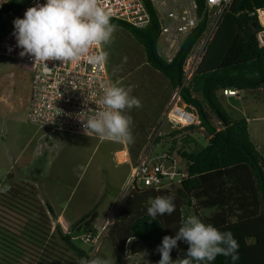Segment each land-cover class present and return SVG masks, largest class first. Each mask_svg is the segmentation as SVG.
Masks as SVG:
<instances>
[{
  "label": "rangeland",
  "instance_id": "1",
  "mask_svg": "<svg viewBox=\"0 0 264 264\" xmlns=\"http://www.w3.org/2000/svg\"><path fill=\"white\" fill-rule=\"evenodd\" d=\"M151 1L162 15L158 0ZM170 3L171 1H168V4ZM217 16V11L210 12V21L215 24L208 25L204 35L184 62L183 85L190 83L201 69L205 53L217 29ZM263 16L261 17L264 18ZM110 18L119 21L117 18ZM10 27L12 22L8 17L0 21V43ZM180 39L175 33L161 35L160 32L157 50L161 58L170 62L184 40L179 43ZM101 50L108 53L105 67L108 69L111 83L125 89L131 88L130 95L140 100V107L134 106L125 110V115L130 116L132 120L133 140L130 143L75 133L76 131L63 129L64 124L51 129L37 128L30 124L27 115L32 91L30 69L24 62L0 55V206L8 207L1 212L7 215H4L5 218L18 219L12 226L20 235L33 239L42 236L51 241L55 249V259L51 258V261L47 262L38 261L40 259L34 257L39 254L32 248L26 250L28 248L26 245L27 248L22 249L25 256H19L18 259L9 257L4 259L6 263L79 264V258L72 254L61 240L59 235L61 231L63 234L70 233L73 243L86 250L88 257L93 255L108 257L112 264H155L149 263L144 254L132 255L130 239L126 241L122 252H118L120 249L116 243L113 244L114 241L109 239L110 229L117 222L116 219L119 220V208L135 193L134 188L129 186L131 177L133 175L137 177L139 173L137 166L145 163L143 157L147 158V155L149 159H154L153 157L157 155L159 159L162 157L161 162L168 173L167 177L160 179L156 188L145 190L158 193L164 190L173 193L180 206L186 201L190 202V207L182 206L185 217L194 214L201 216L203 221L204 217L210 218L216 212L215 209L201 207L204 205L202 202L210 195L206 181L211 175L206 176L202 186L193 192L183 190L185 199L177 193L182 189V182L188 178L189 173L184 162L180 160L169 162L172 159L170 153L174 156L176 152H198L207 145L209 139L206 130L197 126L199 119L196 110L183 102L181 87L172 89L169 81L146 63L142 45L120 27L116 26L112 39L102 45ZM228 93L225 95L233 98L226 99L224 97L227 96H223L222 92L217 93L223 110L231 119L247 121L251 142L258 147L259 154L264 157V89L251 92L252 94L248 91L239 97L238 92L234 95ZM193 96L201 99L196 93H193ZM177 109L183 111L170 115ZM191 115L195 118L194 123L190 121ZM210 118L211 124L220 128V123L212 113ZM190 125L196 126L189 130L185 129ZM172 131L178 132L171 136ZM173 140H176L174 151L169 152L173 147ZM122 156L123 162H120ZM158 165V161L148 160V169L151 173H156L155 168ZM21 184L35 186L37 199L45 214L35 215L32 212L34 206L23 204L18 212L23 216L20 218L19 215L16 217L12 214L13 209L9 210V202L3 204V198ZM143 188L140 185L136 189L144 191ZM238 191L236 194L234 192V197H245L252 202L250 193L245 190ZM150 199L152 198L146 199L139 207V212L134 214L147 212ZM46 202L51 205L53 213L48 212ZM93 212L97 216L91 229L85 224L88 220L84 223L78 222L86 214H90L91 219ZM134 214L131 213L128 217L124 215L126 217L124 221L129 220ZM33 217L39 221L40 218L46 220L45 223L49 226L46 225L44 229L36 225L32 227L30 221ZM234 221L231 220V223ZM38 223L36 224L39 226ZM261 227L264 230V226ZM86 239H91V243H87ZM243 242L257 244L255 239L247 241L245 239ZM157 247L153 249L154 252ZM259 247L261 248L257 258H264V244L260 243Z\"/></svg>",
  "mask_w": 264,
  "mask_h": 264
},
{
  "label": "trees",
  "instance_id": "2",
  "mask_svg": "<svg viewBox=\"0 0 264 264\" xmlns=\"http://www.w3.org/2000/svg\"><path fill=\"white\" fill-rule=\"evenodd\" d=\"M195 1L199 14H201L205 1ZM146 4L150 13V23L146 27L136 28L113 19L111 22L128 31L142 45L146 63L160 72L169 81L172 89L181 87L183 102L196 110L199 119L197 126L206 130L209 135L207 145L198 152L182 151L181 153L176 152L174 156L170 153L171 157L185 163L189 173L188 178L182 182V189L177 193L185 199L186 195L183 190L193 192L202 186L206 176L211 175L206 181L210 195L202 202L204 205L201 207L203 209L212 208L216 212L210 218L204 217L203 222L212 224L221 231L233 233L240 246L238 250L240 258L236 264H264V258H257L259 248H261L260 243L264 244V230L261 227L264 226V157L259 154L257 147L251 142L247 121L231 119L217 98V93L226 89L252 93L264 89V50L259 47L256 38L257 32L261 30L256 10L264 9V0H233L217 25L199 73L186 85H183L184 62L204 35L210 19L205 14L197 27L180 43L172 60L167 62L161 58L157 50L160 36L157 10L149 1ZM193 93L200 95L201 99L194 97ZM210 113L220 123V128L211 124ZM194 126L196 125H190L185 129L189 130ZM177 132L172 131L170 135L174 136ZM172 144L173 147L169 149V152L174 151L176 140H173ZM137 187L139 186L135 184V193L131 198H127L119 208V220L116 219L117 222L110 229L109 239L114 241L113 244L116 243L120 249L118 252L123 251L126 241L130 239L132 255L144 254L149 262L156 264L161 256L153 249L161 244L164 236H175L186 218L182 206L190 207V202L186 201L180 206L179 202L174 200L176 208L171 215L158 216L156 221H151L152 218L147 212L134 213L139 212V207L146 199L167 196L170 193L164 190L159 193L149 192L145 190L149 189L147 187L143 188L144 191H139ZM242 190L250 193L252 202L245 197L233 196L234 192L236 194V191ZM37 195L35 186L21 184L16 186L13 192H9L2 201L3 204L10 203L9 210L13 209L12 214L16 217L23 204L34 206L32 212L37 215L45 212ZM45 206L48 212L53 213L49 203L46 202ZM5 208L8 207L0 206V264H5L4 259L9 257L18 259L19 256H25L22 249L27 246L26 250L32 248L39 254L34 257L37 260L40 259L38 261L47 262V260L51 261V258L55 259L53 243L42 236L33 239L20 235L12 226V223L18 219L5 218L6 214L1 212ZM132 209L133 212H131ZM131 213L134 215L124 221L126 218L124 215L128 217ZM89 216L90 214L84 215L78 222L84 223L88 220L85 224L91 229L97 215L93 212L91 219ZM19 217L23 216L19 215ZM32 219L30 221L32 227L36 225L44 229L46 225L49 226L45 223L46 220L43 221L40 218L39 221L34 217ZM233 219L238 222L231 225ZM59 235L64 245L77 258L88 257L86 250L73 243L70 233L63 234L60 231ZM24 236L26 239H23ZM245 239L246 241L255 239L257 244H244ZM178 245V249H173L171 252L173 260L183 258L188 247L183 242H178ZM12 264L15 263L12 262ZM214 264H231V261L230 258L219 255Z\"/></svg>",
  "mask_w": 264,
  "mask_h": 264
},
{
  "label": "clouds",
  "instance_id": "3",
  "mask_svg": "<svg viewBox=\"0 0 264 264\" xmlns=\"http://www.w3.org/2000/svg\"><path fill=\"white\" fill-rule=\"evenodd\" d=\"M13 25L16 47L22 49L20 56L31 55L35 63L43 62L46 67L47 61L63 63L82 58L92 65L105 64L108 53H91L90 49L110 42L116 28L97 0H45L28 8L23 18L14 19ZM130 92L131 88L115 84L105 86L100 98L94 102L102 108L89 109L95 115L84 120L85 134L103 140L132 142V120L125 115V110L140 107V100L131 96ZM236 92L239 97V91ZM174 200L172 194L150 199L147 214L151 221H156L158 216L171 215L176 208ZM178 242L188 247L183 258L173 260L171 252L178 249ZM238 250L239 243L231 231H221L193 214L184 219L174 237H163L156 249L161 256L157 264H214L219 255L230 258L231 264H236L240 258ZM79 264H112V261L108 257L93 255L79 258Z\"/></svg>",
  "mask_w": 264,
  "mask_h": 264
},
{
  "label": "built area",
  "instance_id": "4",
  "mask_svg": "<svg viewBox=\"0 0 264 264\" xmlns=\"http://www.w3.org/2000/svg\"><path fill=\"white\" fill-rule=\"evenodd\" d=\"M147 1L152 4L151 0H97L98 4L106 10L110 17L117 18L119 21L137 28H142L150 23V13L146 6ZM168 1H171V3L168 4ZM204 1V9L201 14H199L195 0H158L162 15L159 14L157 7L155 8V5L152 4L159 15L161 35L175 33L181 38L180 43L197 27L205 14L210 19V12L217 11L216 23H219L224 11L233 2V0ZM44 2L45 0H0V21L8 17L12 22V27L8 29L0 43V55L24 62L30 69L32 91L28 103L29 110L27 111L30 124L45 129L64 124L63 129L86 135L84 120L95 115L92 110L102 108L101 105L94 102L100 98L105 86L113 84L105 64L92 65L88 63L86 58L63 63L61 61H47L48 67H46L43 62L38 61L35 63L34 57L31 55L20 56L19 53L22 49L16 47V40L13 36V21L17 17L23 18L28 8ZM262 14H264V9L256 10V15L262 25V30L256 34V38L259 47L264 50ZM210 23L211 26L215 24L209 20V25ZM100 51H102L101 46H93L90 49L91 53ZM228 92L224 90L223 94H236V91ZM225 96L228 97L229 95L226 94ZM157 156L153 157L154 159H149L148 155V159L145 156L143 157L145 163L137 166L139 173L137 177H134V175L131 177L130 187L134 188L137 184L147 188H156L160 179L167 177L168 171L161 162L163 161L162 157L159 159ZM122 158L123 156L119 159L120 162H123ZM171 158L170 163L177 161L173 156ZM148 160L158 161L159 165L155 168L156 173H151L148 169ZM177 172L179 173V170ZM86 242L91 243V239H86Z\"/></svg>",
  "mask_w": 264,
  "mask_h": 264
},
{
  "label": "crops",
  "instance_id": "5",
  "mask_svg": "<svg viewBox=\"0 0 264 264\" xmlns=\"http://www.w3.org/2000/svg\"><path fill=\"white\" fill-rule=\"evenodd\" d=\"M246 92H248V91H244V92H239V96L240 95H244ZM254 93V92H253ZM250 94H252L251 92H250ZM224 98H226V99H229V98H233V97H224ZM258 148V147H257ZM238 221L235 219V221L233 222V223H231V225L232 224H235V223H237ZM130 242V241H129ZM137 254H135V256H136ZM140 255V254H139ZM150 263V262H149ZM151 264V263H150Z\"/></svg>",
  "mask_w": 264,
  "mask_h": 264
},
{
  "label": "bare ground",
  "instance_id": "6",
  "mask_svg": "<svg viewBox=\"0 0 264 264\" xmlns=\"http://www.w3.org/2000/svg\"><path fill=\"white\" fill-rule=\"evenodd\" d=\"M262 15H264V14H262ZM263 17H264V16H263ZM261 19H262V22L264 23V18L261 17ZM177 111H178V112H182L183 110H178V109H177L176 111L172 112L170 115H173V113H176ZM178 115H179V114H178ZM190 118H191L190 121H191V120H194V117H193L192 115L190 116Z\"/></svg>",
  "mask_w": 264,
  "mask_h": 264
}]
</instances>
